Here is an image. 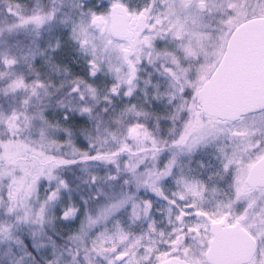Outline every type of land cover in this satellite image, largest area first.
<instances>
[{"label": "snow or ice", "instance_id": "1", "mask_svg": "<svg viewBox=\"0 0 264 264\" xmlns=\"http://www.w3.org/2000/svg\"><path fill=\"white\" fill-rule=\"evenodd\" d=\"M204 3L206 6L200 15H212L215 5L210 0H204ZM238 6L239 0H227L225 12L220 13L221 20L235 15L233 9ZM28 7L16 0L14 7L7 9L9 15H15L18 21L10 31L30 24L42 28L61 15H67L68 19L60 22L70 30V38L84 53L87 76L91 80L104 75L113 78L101 111L105 116L112 112L117 98H126L129 102L109 117L112 125L108 130L110 148L99 146L92 130L85 127L82 135L89 142V150H81L71 139L74 133L70 128L54 124L41 113L40 139L35 142V150L31 153L36 167L14 175L9 170L13 162L7 161L9 146L19 143L23 130L30 131L35 127L34 118L29 117L27 111L32 100L39 98L38 90L47 86L43 81L29 84L23 77L3 85L5 96L26 93L21 100L25 111L14 108L0 121V126L8 129L7 135L0 137V179L7 183L8 188L7 201L0 199V205H6L7 213L15 216L16 223H34L42 228L49 205L60 199L62 191H72L69 182L54 172L68 166L83 165L89 172L90 185L115 183L121 176H126L128 179L123 181L124 184L135 183L137 188L150 190L166 202V207L155 209L151 200H138L132 196L113 199L97 215H87L80 232L87 235L88 241L83 248L70 251L68 264H81V255L84 264H166L163 258L168 253L184 258L182 252H173L172 246L179 236H183L182 247H188L195 236L193 228L206 225L212 232L216 231L207 219L209 209L201 204L209 190L227 197L226 203L218 202L222 210L214 214L216 220L228 213V224L238 226L243 222L244 228H248L250 237L243 236L241 229L247 252L239 264H264V183L245 186L236 167L238 158L245 153L251 157L246 161L249 168L256 166L252 160L264 162V109H257L253 114L245 112L243 116L233 113L225 120L224 126H218L215 113L210 112L201 123L205 92L213 87L226 86L233 71L232 60L225 58L217 62L218 78L212 84L203 79V59L193 62L189 58L192 53H186L177 39V31L171 27L174 18L170 17L179 4L169 0H144L142 4H135L133 0H113L110 6L104 4L96 10L84 0H67L59 9H38L30 16L15 11ZM248 7L254 15H264V0H256ZM65 8L68 12L63 11ZM121 16L127 24L133 25L131 32L114 33L105 23ZM60 48L61 43L57 40L52 49ZM40 54L44 55L43 52ZM157 57L164 59L157 60ZM18 63L15 58L3 59L5 68H14ZM146 66L153 71L142 80L141 73L147 71ZM71 83L70 96L78 101L79 107L74 109L58 102L64 109L63 119L71 120L74 113L91 119L93 109L87 101L95 97L99 87L87 78H75ZM82 88L92 96H86ZM162 121L180 122L182 130L175 139L169 141L157 136ZM48 129L52 130L51 134ZM60 131L69 137L63 143L55 138ZM95 131L99 134L98 124ZM169 133L175 135L176 129L170 127ZM209 143H214L219 168L201 162V169L207 171L204 178L183 174L182 167L181 174L175 175L178 155L194 153ZM65 147L71 149L70 158L63 155ZM166 150L173 155L161 167L158 161ZM93 166L114 169L115 174L101 175L90 170ZM173 176L177 190L167 194L161 182ZM42 178L56 184L42 202L38 200L39 208L34 210L30 202L33 197L38 199V184ZM224 181H227L226 187L221 188ZM103 195V190H99L94 198L99 200ZM122 210H130L129 226L116 219ZM80 212L75 204L66 205L62 219L73 220ZM154 213L161 219H156ZM109 223L111 227H108ZM252 224L255 227H251ZM132 226H141L140 231H134ZM12 230L13 225L0 227V235L10 240ZM209 264L215 262L210 261Z\"/></svg>", "mask_w": 264, "mask_h": 264}, {"label": "rangeland", "instance_id": "2", "mask_svg": "<svg viewBox=\"0 0 264 264\" xmlns=\"http://www.w3.org/2000/svg\"><path fill=\"white\" fill-rule=\"evenodd\" d=\"M19 2L29 7L23 10H14L21 11V14L24 16H30L38 9H44L45 11L53 7L59 9L62 5L66 4L67 0H19ZM84 2L91 5L93 10H96L104 4L110 6L113 0H84ZM143 2L144 0H133L135 4H142ZM169 2L179 4V7L173 10L172 17H170V19L174 18L171 27L177 31V39L186 53L189 51L192 53L189 58L193 62L197 59H203L204 64L201 72L205 80L209 71L214 69L215 63L220 61L219 47L222 46L225 51L232 31L250 17H264V15H254L248 7L249 4H255L256 0H239V6L233 9L235 15L225 20H221L220 13L225 12L224 5L227 3V0H210L215 7L212 9V15L207 17L200 15L203 7L206 6L204 0H169ZM15 3L16 0H0V121L4 120L6 115L14 108L20 110V112L25 111L21 106V100L26 93L16 96L4 95L2 88L8 81L23 77L29 84L43 81L47 87L46 89L38 90L39 98L32 100L30 109L27 111L29 117L34 118L33 123L35 127H32L30 131L23 130V136L19 143H13L9 146L7 161L13 162L9 170L15 175L36 167L31 153L35 150V142L40 139L38 129L40 127L39 116L41 113L54 124L70 128L74 133L71 139L81 150H89V142L82 135V129L85 127L92 130V136L93 132H95L94 137L98 139L97 144L99 146L110 148L112 145L108 130L111 129L112 125L109 117L112 115V112L119 111L129 101L126 98L115 99L112 112L105 116L101 110L105 107L104 97L107 89L111 86L113 78L110 75H104L96 80H91L87 76L88 69L85 55L78 50V45L70 38V30L60 22L61 19L67 20L68 16L61 15L56 21L48 23L42 28H37L30 24L24 28L10 31L9 29L17 24L18 21L15 15H9L7 9L10 6L14 7ZM63 11L68 12V9L65 8ZM57 40L60 41L61 48L53 51L52 47L56 44ZM41 52L44 55H41ZM5 57L15 58L19 63L14 68H5L3 66V59ZM156 59L162 61L164 58L157 57ZM146 67L147 71L141 73L142 80L146 79L148 74L153 71L150 66ZM75 78H87L99 87V91L95 93V97L87 101L88 105L93 109L91 119L80 116L78 113H74L71 120L63 119L64 109L61 108L58 102H62L65 106L73 107L74 109H78L79 107L78 101L70 96L71 82ZM82 90L86 96H92V93L86 88H82ZM206 118L207 116L201 114V123ZM216 121L218 126H224L225 121ZM92 123L94 129L92 128ZM149 123L152 124L154 122ZM97 124L100 127L99 134L95 131ZM170 127L176 129L175 135L169 133ZM181 130L182 125L180 122L173 124L171 121H162L161 131L157 132V136H162V138L171 141L178 136ZM51 131V129H48L49 134H51ZM7 132L8 129L0 126V137L6 136ZM55 138L61 143L69 139L62 131L56 133ZM218 142L216 141L215 143ZM70 152L71 149L68 147L63 149V155L66 158H70ZM24 153L25 155L29 153L28 158L30 159L26 161V164L29 166H25L24 159L20 157ZM172 155V152L164 151L159 158V166L163 167L172 158ZM177 159L179 164L176 169V176L181 174L182 167L183 174L204 178L207 175V171L201 169V162L212 166V168H219V163L215 159L214 143L201 146L196 152L191 154H180L177 156ZM250 159L251 157L245 153L236 162V167L245 186L248 185L247 178L251 169L247 166L246 161ZM256 161L252 160L251 162L255 163ZM17 162L19 163L17 164ZM80 169L81 172L78 169L75 170L73 167H69L63 172L60 170L54 172V175H59L69 182L72 191H62L60 199L54 204L49 205L47 218L42 228L40 225L34 223H16L15 218L14 220L12 219L14 215L7 213L6 205H0V227L13 225L12 239L5 240L3 235H0V264H68L71 259L69 255L70 251L83 248L88 241L87 235L84 232H80L86 220L80 224L79 214L75 219L65 221L62 219L63 212L60 215L56 212L58 206L64 205L63 207H65L66 205L75 204L84 210L83 213L86 214V217L87 215H97L113 199H127L128 196H132L138 200H151L155 209L166 207V202L150 190L137 188L135 183L130 185L124 184L123 181L128 179L126 176H121V179L115 183L95 186L90 185L88 183V176L83 175L88 170L83 169V167ZM90 170L95 171L94 167H91ZM109 173L115 174V170L103 168L102 172H100L101 175ZM202 173L204 174L203 176ZM226 183L227 181L221 182L220 187L225 188ZM55 184V181L49 182L46 178L41 179L38 184V199L33 197L30 202L34 210L39 208L38 200L42 202L50 191L54 190ZM161 187L167 194L176 191L175 176L165 178L161 182ZM99 190H103L105 195L97 200L94 197L98 194ZM7 193V183L3 179H0V199L7 201ZM219 201L226 203L227 197L211 190L204 194L201 204L209 209L210 214L207 215V219L212 223L223 222L226 225H232L228 224V219L230 218L228 213L220 216L219 220L215 219L214 214L222 210L221 205L218 203ZM19 214L23 215V212ZM154 215L156 219H161L158 214L154 213ZM116 219L122 225L129 226L130 210L120 211ZM241 225L243 226V222H241ZM111 226L112 224L109 223L108 227ZM160 226L164 227L163 224ZM132 227L134 231L138 232L141 226ZM251 227H255V224H252ZM245 229L248 231V228ZM192 231L195 232V236L189 241V246L182 247L184 243L183 236H179L172 246L173 252H182L184 258H181V256H176V258L182 260L185 264H207L205 254L212 238L211 230L206 225H199L193 228ZM28 232L31 235L30 242L33 243V249L39 256L40 261L25 248L24 243L27 242V238L25 237ZM65 234H69L70 243L75 247L65 249V247L58 244L62 243L58 240L62 238L61 235ZM17 241H21L22 243L18 244ZM202 249L203 251H201ZM9 250H11V253ZM172 258V253H168L163 259L168 260ZM80 261L81 264H84L82 255Z\"/></svg>", "mask_w": 264, "mask_h": 264}, {"label": "water", "instance_id": "3", "mask_svg": "<svg viewBox=\"0 0 264 264\" xmlns=\"http://www.w3.org/2000/svg\"><path fill=\"white\" fill-rule=\"evenodd\" d=\"M112 31L129 32L123 16L114 17ZM225 58L232 60L233 71L226 86L213 87L205 92L202 112L206 116L215 113L216 120L225 121L233 113L243 116L245 112L253 114L257 109H264V17L246 20L232 31L221 61ZM218 72L216 67L209 84L217 80ZM254 164L255 168H251L248 174V185L264 183V162ZM212 227L216 231H211L206 263L239 264L247 252L241 229L243 236L250 237V233L241 224L214 222ZM165 261L166 264H183L176 259Z\"/></svg>", "mask_w": 264, "mask_h": 264}, {"label": "trees", "instance_id": "4", "mask_svg": "<svg viewBox=\"0 0 264 264\" xmlns=\"http://www.w3.org/2000/svg\"><path fill=\"white\" fill-rule=\"evenodd\" d=\"M201 114L203 115V116H206L202 111H201ZM208 117V116H207ZM93 119V118H92ZM80 123H83V122H80ZM92 128L94 129V126H93V123H92ZM94 133L95 132H93V137L95 136L94 135ZM94 139L95 140H97L96 141V143L98 142V139L97 138H95L94 137ZM28 155H29V153H28ZM28 155H25V153L24 154H21V158L22 159H24V161H25V166H29L28 164H26V161H28L27 159H30V158H28ZM19 157V158H20ZM31 157H32V155H31ZM33 158V157H32ZM31 158V159H32ZM19 162H17V164H18ZM69 167H73L75 170L76 169H78L79 171L81 170L80 168H82L83 167V169L85 168V166H83V165H74V166H68V167H65V168H62V169H60V171H64L65 169H68ZM94 167V166H93ZM28 168V167H27ZM103 168L104 167H94V170L96 171V172H102V170H103ZM92 171V170H91ZM81 172V171H80ZM88 174H89V172H87L86 174L84 173L83 175L84 176H88ZM64 205H62V206H58V208H57V214L58 215H60V213L61 212H63V209H64V207H63ZM80 209H81V212H80V224L81 223H84L85 222V220H86V214L85 213H83V209L80 207ZM8 217H10V216H8ZM14 218H15V216L13 217L12 216V219L14 220ZM15 222V221H14ZM75 224H77V223H75ZM61 237L62 238H60V240H58L59 242H62V243H58V244H60L62 247H65V249H69V248H73V247H75L74 245H72V243H70V241H71V239H70V236H69V234H65V235H61ZM25 238H27V242H25L24 244H25V248H27V250L28 251H30L32 254H33V256H35L36 258H37V260L38 261H40V259H39V256L37 255V253L34 251V249H33V243H31L30 241V238H31V235H30V232H28L27 234H26V237ZM29 239V240H28ZM30 242V243H29ZM75 249V248H74ZM173 256V258L172 259H177L176 258V256L175 255H172ZM178 261H180V262H182V260H179V259H177ZM183 264H185L184 262H182Z\"/></svg>", "mask_w": 264, "mask_h": 264}, {"label": "flooded vegetation", "instance_id": "5", "mask_svg": "<svg viewBox=\"0 0 264 264\" xmlns=\"http://www.w3.org/2000/svg\"><path fill=\"white\" fill-rule=\"evenodd\" d=\"M251 18H255V17H251ZM250 19V18H249ZM249 19H247V20H249ZM113 20H114V18L112 19V21L109 23V22H107V21H105V23L108 25V27H109V29L112 31V25H113ZM246 21V20H245ZM244 22V21H243ZM136 23H140V21H136ZM241 24V23H240ZM127 27H128V31L129 32H131L132 30H133V25H131V24H127ZM218 48V47H217ZM219 51H220V56H221V59H222V57H223V54H224V50H223V47L222 46H220L219 47ZM221 59H220V61H221ZM216 67H217V62L215 63V67H214V69H212V70H210L209 71V73H208V76H207V81L209 80V78L211 77V75H212V73L215 71V69H216ZM258 161V160H257ZM248 184V183H247ZM177 260V259H176Z\"/></svg>", "mask_w": 264, "mask_h": 264}]
</instances>
